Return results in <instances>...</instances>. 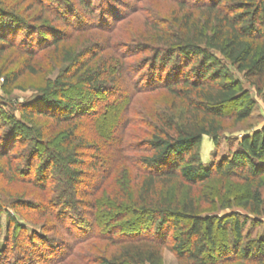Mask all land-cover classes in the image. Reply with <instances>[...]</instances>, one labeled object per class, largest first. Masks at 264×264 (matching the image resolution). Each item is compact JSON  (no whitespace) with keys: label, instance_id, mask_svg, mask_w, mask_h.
I'll return each mask as SVG.
<instances>
[{"label":"trees","instance_id":"obj_1","mask_svg":"<svg viewBox=\"0 0 264 264\" xmlns=\"http://www.w3.org/2000/svg\"><path fill=\"white\" fill-rule=\"evenodd\" d=\"M78 1L86 13L82 11L83 13L79 14L75 9L72 10L68 2L65 5L61 0L52 1V5L64 7L67 14L64 17L65 25L76 32H83L92 27L111 31L109 29L112 23L124 18L117 12L123 1L99 0L97 12H94L93 0ZM175 2L180 8L179 12L186 10L180 16L178 25L175 21L176 30L162 32V37L156 45H137L138 50H142L140 53H147L148 57L142 59L137 66L124 64L121 73L131 79L137 92L166 90L177 96L183 101L188 115L184 118L179 113L176 116L160 118L164 129L155 127L154 133L139 143L138 149H132L146 151L149 155L136 160L137 169L140 171L137 194L123 195L119 191L115 196H107L102 201L100 206L104 208L105 213L113 216L95 225L68 212L75 211L82 204L77 199V190L83 173L79 167L80 155L68 149L75 142L71 140V135L65 139L63 151L49 146V141L42 145L45 139L42 128L38 129L16 119L12 113H6L0 105V120L7 118L8 121L4 127L5 137L2 144L9 148L15 147L17 143L27 146L26 156L23 162L21 161V173L26 175L28 183L41 189L49 179H55L57 186L54 191L57 195L50 203L56 205L59 212L61 209L68 210L67 220L80 227V230L85 227V234L97 230L101 233L99 236L105 233L106 240L120 245L119 251L111 258L97 259L95 264H159L160 248L168 244L178 262L184 264H228L237 257L244 260L248 256L255 260L256 264H264V230L259 239H247L245 244L242 243L243 230L247 224L263 225L257 218L263 215L261 188L264 183V127L235 140V148L222 154L213 164L203 163L200 155L203 137H209L214 145L218 146L221 140L219 121L229 115L237 123L252 114L251 101L240 83L233 78L229 67L243 73L244 78H253L264 85V0ZM4 4V0H0V53L16 46L23 47L25 54L32 57L44 48L43 44L56 45L61 40V34L54 35L51 40L43 39L38 34L36 41L31 39L33 35H30L26 42L15 43L24 21L5 9ZM25 27L27 26L24 25L23 30H26ZM51 30L57 32L54 28ZM57 37L60 39H56ZM31 40L36 43L33 44ZM37 42L41 45L39 49ZM65 56L63 62L69 66L77 62L76 55L67 53ZM106 75L103 77L104 74L95 69L87 70L78 76L75 81L80 82L83 89L76 91L78 104H75L63 100L66 94L74 93L71 90L70 77L62 73L49 83L50 86L39 89L40 101L44 102L45 109L42 110L38 106L33 113L49 116L58 123L71 122L84 116L89 110L88 105L83 104L89 98L91 100L97 95L110 96L113 90L117 89L116 84L109 83L112 82L111 77ZM16 76L17 74L9 81L15 80ZM118 96L125 97L123 93ZM114 99L115 97H112L107 101L103 113L110 115L112 112L109 116L110 123L106 125V134L112 141L116 139L114 135L119 130L118 127L124 122L119 121L120 114H115L117 104ZM21 114L23 118H29L25 110H22ZM114 118L115 122L112 121ZM39 145L44 146L43 159L41 165L36 167L32 156ZM121 150L123 151V147ZM96 166V163H93L88 168L93 169ZM214 178H236L254 184V188L248 191L246 200L240 204L242 209L247 211V215L232 213L219 217L208 215L206 211L201 210L199 197H196L193 191ZM161 183H178L185 191L179 192L172 187L170 190H163L164 186H159ZM95 203L99 205V201ZM90 206L94 207L92 203ZM121 221L125 223L115 224ZM146 221L150 222L149 227H145ZM10 224L19 226L16 221H10ZM224 228L230 235L229 240L225 244H218L216 233ZM21 231L25 236L26 233L22 229ZM119 232L126 233L117 235ZM172 232L173 236L169 238ZM71 234L72 232L69 233L70 236ZM25 238L27 245L29 244V248L24 246L25 254H21L20 247L23 244L19 238L9 240L10 242L7 236L3 239L8 245L3 244L0 248V264L62 262V246L54 239L41 234ZM34 238H37L45 249L37 247L30 253V249L34 248Z\"/></svg>","mask_w":264,"mask_h":264},{"label":"rangeland","instance_id":"obj_2","mask_svg":"<svg viewBox=\"0 0 264 264\" xmlns=\"http://www.w3.org/2000/svg\"><path fill=\"white\" fill-rule=\"evenodd\" d=\"M52 1L54 0H4L5 9L24 21L15 43L26 42L30 35H33L31 39L36 41L38 34L46 40H51L54 35L61 34V40L56 45L43 44L44 48L32 57L25 54L23 47L16 46L0 53V105L4 107L6 113H12L16 119L34 125L38 129L42 128L45 137L42 145H46L49 141V146L63 151L65 149L63 144H66L65 139L71 135V140L73 139L75 142L68 149H72L76 155H80L78 161H80L79 167L83 173L80 178L79 190H77V199L82 204L75 211L61 209L59 212L56 209L57 206L50 203L51 199L57 195L54 191L57 186L55 179H49L42 189L26 181V175L21 173L23 167L21 161L23 162L26 156L27 146L17 143L15 147L9 148L2 144L5 137L4 127L8 121L7 118L1 119L0 248L4 246L3 244L8 245V242L4 241L6 236L8 241L19 238L23 244L20 247L21 254H25L26 247L24 246L28 247L29 245H27L25 237L41 234L54 239L62 246V262L53 264H95L97 259L111 258L119 251L120 245L106 240L105 233L99 236L101 233H98L97 230L91 234H85V227H81L82 230H80V227L72 224L70 220H67L69 217L67 213L70 212L72 215L84 218L87 223L92 224L93 222L95 225L103 223L109 216H113L105 213L104 208L100 206L103 204L102 201L107 196H115L119 191L123 195L126 193L137 194L140 171L137 169L136 160L149 155L146 151L132 149H138L139 143L154 133L155 127L164 129L160 118L176 116L179 113L184 118L188 115L183 101L177 96L166 90L137 92L131 79L126 74H122L123 72L121 73L124 64H136L137 66L143 61L142 59L148 57L149 54L140 53L142 50H138L137 45L142 43L156 45L159 38L162 37V32L176 30L175 21L178 25L180 16L186 10L179 12L180 8L177 6L176 0H119L124 3L118 4L117 12H120L119 14H122L124 18L113 22L109 29L111 31L106 32L92 27L83 32H76L65 25L64 17L67 14L64 7L52 5ZM61 1H64L65 5L66 2L70 3L68 5L71 6V9H75L79 14L83 13L82 11L85 12L78 0ZM98 3L99 0H93L94 12H97ZM24 25L27 26L26 30H23ZM52 28L57 32L51 30ZM31 41L33 44L36 43ZM39 46L41 45L38 44V49ZM67 53L77 56V62L72 66L63 62ZM123 54L127 56L121 57L120 55ZM216 57L222 60L219 55ZM95 69H99L104 74L103 77L106 74L111 77L112 82L109 83L116 84L118 90H113L110 96L97 95L91 100L89 98L83 104L88 105L87 109L89 110L84 116L75 118L71 122L58 123L49 116H38L33 113L38 106L42 110L45 109L44 102L40 101L39 89L50 86L49 83L62 73H66L67 77H70L71 90L74 93L66 94L63 100L76 104L78 97L75 96V93L83 89V85L75 80L85 71H94ZM229 71L233 78L240 83L251 101L252 114L249 118L237 123L229 115L219 121L221 140L217 147L212 139L203 137L200 155L208 165L216 162L229 149L233 150L236 146L235 140L264 127V85L253 78H244L243 73L238 72L234 67H229ZM15 74H17L15 80L10 82L9 80H12ZM108 79L105 80L108 81ZM178 88L180 87L178 86ZM121 92L125 97L119 98L118 95L122 94ZM112 97H115L114 100L117 104L115 114L117 113V116L120 114L119 121H124L121 127L117 126L119 130L114 135L116 139L113 141L108 139L106 127L110 123L109 116L112 112L110 115L103 114L107 101ZM88 101L90 102L88 103ZM22 110H25L29 118L22 117ZM112 121L115 122V118ZM42 145L36 147L37 151L32 156L36 167L42 163L44 150ZM93 163H96V168H88ZM31 177L34 178V176ZM159 186H164L163 190H170L172 187L179 192L185 191L178 183L166 185L161 183ZM252 188H254V184L240 179L214 178L199 185L193 193L199 197L198 204L201 210L206 211L208 215L219 217L229 216L232 213L247 215V211L242 209L241 205ZM261 194L263 215L257 218V221L263 225L247 224L243 230V244L247 239L250 241L259 239L264 230V183ZM95 201H99V205ZM91 203L93 208L90 206ZM223 206L229 207L222 209ZM10 221H16L19 226L11 225ZM125 221L115 224H123ZM149 223L146 221L145 227H149ZM21 229L27 236L22 234ZM120 233L126 232H119L117 235ZM173 233H170L169 238L173 236ZM229 236L225 228L217 231V243H227ZM34 243V248L30 249V253L37 247L45 249V246H42L37 238H34ZM169 246L168 244L160 248L159 264H184L178 262ZM45 264L49 263L45 262ZM228 264H256V262L248 256L244 260L237 257L235 261Z\"/></svg>","mask_w":264,"mask_h":264},{"label":"crops","instance_id":"obj_3","mask_svg":"<svg viewBox=\"0 0 264 264\" xmlns=\"http://www.w3.org/2000/svg\"><path fill=\"white\" fill-rule=\"evenodd\" d=\"M201 159H202L203 163H206V161H204V160H203V157H202V155H201Z\"/></svg>","mask_w":264,"mask_h":264}]
</instances>
